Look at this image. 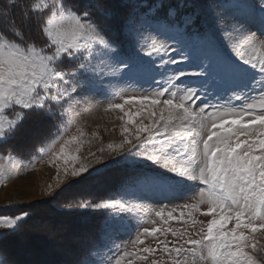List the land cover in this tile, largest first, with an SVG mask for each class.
Returning a JSON list of instances; mask_svg holds the SVG:
<instances>
[{
  "label": "snow or ice",
  "instance_id": "snow-or-ice-1",
  "mask_svg": "<svg viewBox=\"0 0 264 264\" xmlns=\"http://www.w3.org/2000/svg\"><path fill=\"white\" fill-rule=\"evenodd\" d=\"M126 6L130 11L120 24L118 42L94 19L91 9L97 4L0 0V145L21 131L28 116L63 122L75 106L113 89L114 81L152 85L151 95L109 105L124 112L121 120L127 117L122 131L128 135L114 148L109 145L117 156L123 152L122 159L93 171L101 157L76 167L79 157L67 149L77 137L65 139L67 128H58L56 138L40 151L52 163L63 160L65 175L71 163V176L80 180L125 167L130 172L126 194L139 200L163 201L193 190L198 198L183 205L178 216L176 209L166 211L167 205L154 210L162 226H155L157 220L150 221L151 227L138 223L131 250L117 241L131 228L128 218L138 205L124 198L71 205L107 213L102 242L90 245L80 264H163L150 260L157 252L170 264H261L264 0H224L204 14L203 29L196 26L199 10L179 16L170 8L160 15L163 3L147 11L134 2ZM186 6L193 7L182 2L179 8ZM65 61L74 69L65 70ZM133 102L137 110L125 111ZM7 172L0 164V179ZM12 207L11 214L0 212V239L18 233L30 218L28 210ZM173 220L187 227L174 230ZM168 234L175 239L169 241ZM147 238L156 246L146 245ZM98 246L107 249L103 259L97 258ZM0 264H13L6 252H0Z\"/></svg>",
  "mask_w": 264,
  "mask_h": 264
},
{
  "label": "rangeland",
  "instance_id": "rangeland-1",
  "mask_svg": "<svg viewBox=\"0 0 264 264\" xmlns=\"http://www.w3.org/2000/svg\"><path fill=\"white\" fill-rule=\"evenodd\" d=\"M19 2L26 4L29 0ZM130 2L142 4L141 11L155 10L163 3L169 7L168 11L170 8L178 9L179 16L191 15L199 10L196 26L203 29L204 14L212 11L224 0H154L151 5L146 0H74L79 7L99 5V8L91 9L94 19L103 23L113 39L118 42L122 41L120 24L129 14L130 9L126 5ZM182 2L186 5L192 4L193 7L179 8ZM8 39L13 38L9 36ZM123 46L126 47V43H123ZM63 67L65 70L74 69L71 61H65ZM114 84L115 87L106 94L91 97L87 105L75 106L71 117L63 122L42 115L28 116L21 131L8 144L0 145V164L8 170L6 177L0 179V212L11 214L15 211L12 206L19 205L31 213L18 233L0 239V252H6L13 264H80L85 250L93 243L99 245L102 242V229L107 213L71 205L121 198L127 200L130 205H138L135 215L128 218L131 228L122 233L117 241L122 247L128 245L131 250L130 241L135 239L138 223H147L151 227L150 221L157 220L155 226H162L159 218L155 217L154 210L167 205L166 211L176 209L173 215L178 216L183 205L196 202L198 193L194 190L179 198L163 201L139 200L126 194L130 191V172L125 167H112L96 178L80 180L79 177L71 176V163L67 165L68 174L65 175L63 160L52 163L47 155L41 153L40 150L46 149L51 140L56 138L58 128L61 131L67 128L65 139L77 137V141L67 149L69 154L79 157L76 167L101 157V164H92L90 171H93L102 168L104 164H111L112 159H122L123 152L117 156L109 145L114 148L128 135L122 131L127 117L121 120L124 112L111 109L109 105L151 95L155 88L148 84L138 86L115 81ZM136 110L135 102L125 105V111ZM129 127L134 128V125ZM101 148L104 149L103 152L100 151ZM58 150L59 145L56 148V151ZM105 157L107 159H103ZM197 218L205 219L203 216ZM170 225L174 230L181 231L187 227L176 220L170 221ZM139 231L142 232L143 228L140 227ZM164 238L160 236V239ZM167 239L172 241L175 238L168 234ZM145 243L155 247L157 241L147 238ZM95 251L99 253L98 259L108 255L107 249L103 247L98 246ZM152 258L161 260L163 264H170L167 257L159 252L155 257H150V260ZM257 258L264 264V252L258 253ZM134 264L146 262L136 260Z\"/></svg>",
  "mask_w": 264,
  "mask_h": 264
},
{
  "label": "trees",
  "instance_id": "trees-1",
  "mask_svg": "<svg viewBox=\"0 0 264 264\" xmlns=\"http://www.w3.org/2000/svg\"><path fill=\"white\" fill-rule=\"evenodd\" d=\"M147 2H149V5H151V3H154V0L152 1V0H146ZM168 6H165L164 5V7H162V8H159V13H160V15H166L167 14V12H168ZM146 10V9H145Z\"/></svg>",
  "mask_w": 264,
  "mask_h": 264
},
{
  "label": "bare ground",
  "instance_id": "bare-ground-1",
  "mask_svg": "<svg viewBox=\"0 0 264 264\" xmlns=\"http://www.w3.org/2000/svg\"><path fill=\"white\" fill-rule=\"evenodd\" d=\"M42 125V124H41ZM38 130V129H37ZM1 197V196H0ZM61 223V222H60ZM57 224H58V222H57ZM58 227V226H57ZM61 246V245H60ZM65 246V245H64ZM70 246V245H69ZM67 250V249H66ZM55 256V255H54ZM38 257V256H37Z\"/></svg>",
  "mask_w": 264,
  "mask_h": 264
}]
</instances>
